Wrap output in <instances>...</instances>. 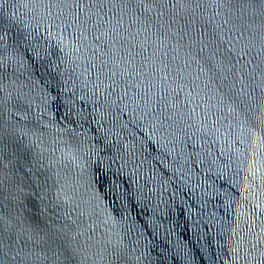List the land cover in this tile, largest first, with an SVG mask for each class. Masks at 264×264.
Returning <instances> with one entry per match:
<instances>
[{
  "label": "water",
  "instance_id": "95a60500",
  "mask_svg": "<svg viewBox=\"0 0 264 264\" xmlns=\"http://www.w3.org/2000/svg\"><path fill=\"white\" fill-rule=\"evenodd\" d=\"M0 264H264V0H0Z\"/></svg>",
  "mask_w": 264,
  "mask_h": 264
}]
</instances>
